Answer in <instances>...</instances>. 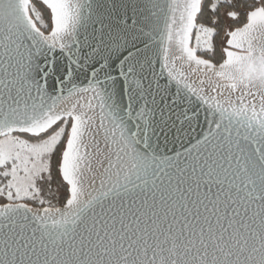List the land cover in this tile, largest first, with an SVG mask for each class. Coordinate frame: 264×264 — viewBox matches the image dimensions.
<instances>
[{"label":"snow or ice","instance_id":"6c2138e0","mask_svg":"<svg viewBox=\"0 0 264 264\" xmlns=\"http://www.w3.org/2000/svg\"><path fill=\"white\" fill-rule=\"evenodd\" d=\"M0 264H264V0H0Z\"/></svg>","mask_w":264,"mask_h":264}]
</instances>
